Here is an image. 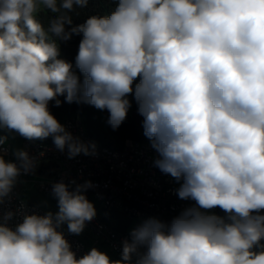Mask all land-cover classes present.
I'll list each match as a JSON object with an SVG mask.
<instances>
[{"label":"clouds","instance_id":"9594fccd","mask_svg":"<svg viewBox=\"0 0 264 264\" xmlns=\"http://www.w3.org/2000/svg\"><path fill=\"white\" fill-rule=\"evenodd\" d=\"M113 2L110 14L73 24L70 13L89 0H0V127L28 140L51 136L70 159L93 155L95 145L68 132L49 103L59 107L63 95L107 110L115 130L131 94L155 166L194 204L170 222L145 220L120 259L97 248L77 258L58 229L67 223L79 235L95 217L84 195L93 185L69 190L61 181L55 214H26L14 229L6 214L0 264H264V0ZM42 9L56 14L47 27ZM74 35L75 65L59 58L58 44ZM15 156L19 163L0 156V202L36 167L26 151Z\"/></svg>","mask_w":264,"mask_h":264},{"label":"built area","instance_id":"2783aa9c","mask_svg":"<svg viewBox=\"0 0 264 264\" xmlns=\"http://www.w3.org/2000/svg\"><path fill=\"white\" fill-rule=\"evenodd\" d=\"M63 126L74 137L89 145L90 150L91 145H95V154L81 153L70 159L67 149L60 151L54 142L27 139L21 144L20 150L26 151L35 160L36 167L27 174L21 171L15 182L36 176L35 184L39 189L53 200H57L52 194L55 183L63 181L70 186L69 190H74L76 184L90 181L93 187L87 189L84 195L91 194L109 214L124 218L123 221L117 219V223L111 224L96 212L95 217L87 221L84 227L98 238L94 246L103 243L121 258L123 242L131 239L130 230L134 222L139 226L153 217L170 222L181 211L194 204V201L180 199L176 191L180 185L155 166L154 161L158 154L151 147V142L126 140L119 149H111L95 142L87 134L79 117L66 120ZM13 147L9 144L2 145L0 156L6 162L19 163ZM40 176L48 178L39 179ZM72 181H75V184ZM15 182L9 195L0 202V223L5 222L4 218L8 212H12L13 216L6 223L13 229L22 222L26 214H47L27 202ZM210 212L217 214V208ZM125 228L127 230H124ZM58 231L64 234L77 258L92 249L68 232L64 225H61Z\"/></svg>","mask_w":264,"mask_h":264},{"label":"trees","instance_id":"16d2710c","mask_svg":"<svg viewBox=\"0 0 264 264\" xmlns=\"http://www.w3.org/2000/svg\"><path fill=\"white\" fill-rule=\"evenodd\" d=\"M114 6L115 5L113 0H89V4L86 8H77L72 13H70V15L72 16L73 24H80L83 23L89 16H104L110 14L111 11L114 9ZM55 15V13H52L49 10L42 9L37 14V18L45 25V27H47L50 19L54 18ZM80 39L81 36L74 35L67 42L58 41L60 48L59 58L64 59L75 65V57L78 53V45ZM77 75L81 76V80L83 79L82 75L79 73L78 70ZM138 82L139 80L135 81L134 85ZM58 98L61 100V105L59 107L55 106L54 101H51L49 103V110L55 116V118L62 125H64V122L66 120L79 117L85 125L87 134L101 146H105L111 149H119L126 140L150 142V140L144 135L143 117L138 113V105L134 99V96L131 94L128 96V99L131 103V107L128 111L127 117L124 122L120 125V127L115 130H113V128L107 123V119L109 116L107 110L102 111L86 103H67L63 95L59 96ZM0 136L6 137V141L3 145L9 144L11 146H21V144L25 140H27L16 131L9 130L3 127H0ZM38 140L42 142H53V138L51 136ZM1 146L2 145H0V148ZM46 196L49 197L48 195ZM49 198L52 201L58 203L57 200H53L51 197ZM86 198L91 203L96 202L91 194L86 196ZM100 205L102 206V204ZM101 212V215H103L105 221L111 224L117 223V219L119 221H123L124 219L120 215L109 214V212L104 209L103 206ZM217 215H224V213L222 212V210L217 208ZM118 224L120 223L118 222ZM124 230H127V228H125ZM262 243H264V241H262Z\"/></svg>","mask_w":264,"mask_h":264},{"label":"rangeland","instance_id":"374dc122","mask_svg":"<svg viewBox=\"0 0 264 264\" xmlns=\"http://www.w3.org/2000/svg\"><path fill=\"white\" fill-rule=\"evenodd\" d=\"M14 151L20 150V145H16L13 147ZM39 179L46 180L48 177L47 176H40L38 177ZM37 180L36 176L31 177L30 179H23L22 181H17L15 182V186L20 190V192L23 194V197L25 200L32 205L40 208L43 210L45 213L52 212L55 214L59 209H58V203L52 201L49 197H47L42 191L39 189V187L35 184ZM96 212L99 214H102L101 209L102 206L99 204L98 201L92 203ZM68 231L67 223L63 224ZM138 226L137 222H134L132 224V229L131 231ZM69 232V231H68ZM74 235L77 239H79L81 242H83L88 248H97L101 252L106 253L112 260H117L120 259L116 254H114L111 250H109L106 246H104L102 243L98 246H94L95 242L98 241V238L90 231L84 230L79 234H72Z\"/></svg>","mask_w":264,"mask_h":264}]
</instances>
